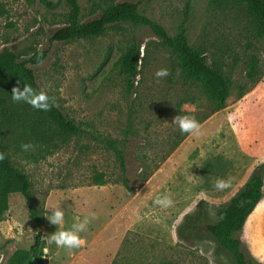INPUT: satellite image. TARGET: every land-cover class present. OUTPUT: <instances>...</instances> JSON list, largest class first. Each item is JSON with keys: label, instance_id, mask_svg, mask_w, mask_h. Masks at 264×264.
Instances as JSON below:
<instances>
[{"label": "rangeland", "instance_id": "1", "mask_svg": "<svg viewBox=\"0 0 264 264\" xmlns=\"http://www.w3.org/2000/svg\"><path fill=\"white\" fill-rule=\"evenodd\" d=\"M50 1L60 2L49 8L39 0H0V54L8 50L28 59L47 51L34 66L38 84L83 132L66 144L56 140L27 150L17 136L5 138L14 166L32 183L40 223L31 222L21 194L10 196L0 222V264L38 241L48 264H235L205 227L189 241L177 230L203 201L215 221L264 163V74L250 85L245 71L250 57L264 70V37L256 34L247 10L234 0L216 8L210 0H78L82 22L127 1L141 3V13L173 37L183 28L188 43L231 81L226 108L215 111L203 88L184 77L180 59L148 27L123 24L101 36L51 42L70 9L66 0ZM133 43L142 46L140 74L128 91L116 62ZM159 69L168 75L157 77ZM177 115L194 118L199 134H182L172 123ZM94 134L116 141L126 173ZM218 178L227 187L216 189ZM164 195L170 206L153 204ZM57 208L64 222L56 226L46 217ZM85 216L90 222L80 233L85 243L79 249L47 243L49 234ZM238 238L246 256L264 264V196Z\"/></svg>", "mask_w": 264, "mask_h": 264}, {"label": "trees", "instance_id": "2", "mask_svg": "<svg viewBox=\"0 0 264 264\" xmlns=\"http://www.w3.org/2000/svg\"><path fill=\"white\" fill-rule=\"evenodd\" d=\"M39 1L49 8L57 7L60 2ZM143 1L145 0H141ZM224 1L226 0H210V5L215 8L220 7ZM234 1L247 10L256 34L264 37V0ZM66 3L70 9L67 24L54 32L51 42L65 43L89 39L101 36L108 29H116L123 24L148 27L180 59L184 77L203 88L210 100L214 102V110L221 111L226 108L231 81L209 62L207 55L188 43L183 28L177 36H171L163 26L141 13L139 8L141 3L125 1L114 4L108 7L99 18L87 22L81 21L82 13L78 0H66ZM141 50L140 44L133 43L116 62L125 76L128 91L134 89L136 78L140 74ZM47 55V51H40L28 59H22L8 50L0 54V222L5 220V214L9 211L10 196L19 193L26 200L31 222L36 226L40 223L32 183L26 173L14 166L5 138L11 133L18 137L19 144H47L54 143L56 140L66 144L72 135L83 132L81 126L70 119L38 84L34 66L40 65ZM245 71L250 85H255L264 74V70L255 57L246 60ZM23 83L31 85L36 91L43 90L51 98L48 111L34 109L24 102L12 101V89L14 87L22 89ZM241 94L244 95V93ZM94 136L115 152L121 170L126 173L124 151L119 149L116 141L98 134ZM143 179L146 181L148 176L146 175ZM125 183L129 191H134L128 185L127 178ZM263 196L264 163L262 162L255 168L240 192L217 212L215 221L210 218L208 204L203 201L197 206L195 212L186 215L178 226L177 235L181 240H194L199 238L200 229L205 227L216 245L229 253L235 264H254L253 260L242 251V242L238 235L243 231L248 218L260 204ZM45 248L44 244L38 241L30 249L15 251L6 264H48L44 254ZM160 264L173 263L165 261Z\"/></svg>", "mask_w": 264, "mask_h": 264}, {"label": "clouds", "instance_id": "3", "mask_svg": "<svg viewBox=\"0 0 264 264\" xmlns=\"http://www.w3.org/2000/svg\"><path fill=\"white\" fill-rule=\"evenodd\" d=\"M155 75L157 77L166 76L168 75V70L159 69ZM11 99L13 102H24L34 109L42 111H48L50 108L51 98L43 90L36 91L31 87V85L26 83H23L22 89L20 87H14L12 89ZM172 123L178 126L182 134H199L200 125L194 118L190 116L177 115L173 118ZM21 147L27 150L31 147V145L22 144ZM214 187L216 189H223L227 187V182L218 178L214 182ZM153 204L162 208H167L172 204V201L167 195H164L158 196L153 201ZM46 218L51 224L57 226L64 222V212L62 209L57 208L53 210ZM92 218H95V214H92ZM89 222L90 220L88 216L83 217L82 220L78 218L77 222L72 223L69 229L57 230L54 233L49 234L47 237V243H54L58 249L63 247L69 252L74 249H79L85 243L84 239L80 236V233L86 230Z\"/></svg>", "mask_w": 264, "mask_h": 264}, {"label": "water", "instance_id": "4", "mask_svg": "<svg viewBox=\"0 0 264 264\" xmlns=\"http://www.w3.org/2000/svg\"><path fill=\"white\" fill-rule=\"evenodd\" d=\"M42 235H43V232H42V231H40V232L38 233V235H37V240H38L39 238H41V237H42Z\"/></svg>", "mask_w": 264, "mask_h": 264}]
</instances>
